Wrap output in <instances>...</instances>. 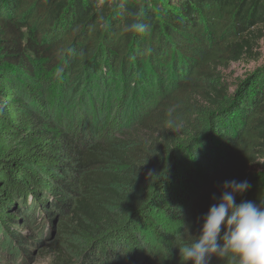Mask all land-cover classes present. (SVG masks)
<instances>
[{"label": "trees", "instance_id": "1", "mask_svg": "<svg viewBox=\"0 0 264 264\" xmlns=\"http://www.w3.org/2000/svg\"><path fill=\"white\" fill-rule=\"evenodd\" d=\"M262 40L264 0H0V234L66 213L53 264H182L224 181L264 200V65L227 75Z\"/></svg>", "mask_w": 264, "mask_h": 264}, {"label": "clouds", "instance_id": "2", "mask_svg": "<svg viewBox=\"0 0 264 264\" xmlns=\"http://www.w3.org/2000/svg\"><path fill=\"white\" fill-rule=\"evenodd\" d=\"M134 27L144 31V25ZM171 123V121H169ZM248 181L226 180L221 194L203 216L200 233L179 247L182 264H210L213 257L226 264H264V200L236 203L249 190ZM178 233L176 240H182Z\"/></svg>", "mask_w": 264, "mask_h": 264}, {"label": "rangeland", "instance_id": "3", "mask_svg": "<svg viewBox=\"0 0 264 264\" xmlns=\"http://www.w3.org/2000/svg\"><path fill=\"white\" fill-rule=\"evenodd\" d=\"M259 47L258 51L262 57L260 61L232 65L227 72L229 78L243 77L247 71H254L264 65V40L260 42ZM80 116L81 114H78V117L73 118L75 129L79 128V131L83 125ZM116 125V121L99 122L93 133L96 141ZM104 165L97 169L91 168L90 171H108L109 166ZM12 226L16 232L21 231V237L9 240L0 234V264H53L59 259L77 260L85 244L86 234L71 215L66 213L52 220L44 214L39 217H27L22 222L13 223Z\"/></svg>", "mask_w": 264, "mask_h": 264}]
</instances>
